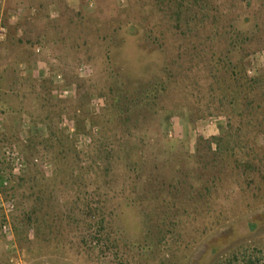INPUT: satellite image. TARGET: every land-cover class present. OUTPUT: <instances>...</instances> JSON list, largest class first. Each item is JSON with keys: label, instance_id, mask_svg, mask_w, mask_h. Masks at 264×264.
<instances>
[{"label": "rangeland", "instance_id": "374dc122", "mask_svg": "<svg viewBox=\"0 0 264 264\" xmlns=\"http://www.w3.org/2000/svg\"><path fill=\"white\" fill-rule=\"evenodd\" d=\"M69 1V13L57 5L60 10L52 17L56 9L50 6L49 21L42 23L21 11L19 22L10 24V14L30 0H9L0 11L9 27L0 44V156L15 146L27 169L12 175L11 186L37 171L46 179L43 188L49 184L54 204L28 227L24 216L17 220L18 199L4 191L14 199L16 212L9 242L0 211V264H201L205 246L213 241L224 250L208 264H221L238 249L264 264V170L225 177L226 158L215 138L228 119L207 111L197 116L193 106L204 108L210 101L198 78L186 72L191 58L198 61L193 48L200 39L207 42L208 58L214 52L218 57L246 55L247 77H259L264 71V0L213 1V10L198 18L199 26L181 30L155 0H88L84 7L82 0ZM216 14L222 16L217 24ZM130 24L138 25L142 35L127 54L123 29ZM223 25L228 36L212 40L208 30ZM20 26L18 38L34 60L17 66L21 85L8 98L2 74L16 60L19 50L8 40ZM54 28L56 43L38 44ZM195 29L198 38L191 33ZM81 65L90 72L80 74ZM166 66L178 74L172 77ZM46 69L62 73L76 97L54 95ZM14 105L23 112L11 110ZM66 120L74 122L73 133ZM171 129L176 130L173 139ZM51 130L65 157L58 142L45 143ZM43 164L50 169L45 172ZM56 172L70 177L61 184L54 180ZM2 174L10 169L0 162ZM45 212L50 213L46 220ZM244 219L260 227L250 235L234 233L232 225Z\"/></svg>", "mask_w": 264, "mask_h": 264}, {"label": "trees", "instance_id": "16d2710c", "mask_svg": "<svg viewBox=\"0 0 264 264\" xmlns=\"http://www.w3.org/2000/svg\"><path fill=\"white\" fill-rule=\"evenodd\" d=\"M213 1L221 3L223 0H155V5L160 7V11L164 14V17L175 25V29L179 28L181 30L183 27L191 28L195 24L199 26L198 18H205L213 10ZM87 3L88 0H82V7ZM51 4L61 5L60 7L64 13L71 11L65 0H30L28 6V13L31 15L30 20L36 23H42L44 20L49 21L48 7ZM221 18V15L217 16L216 14L215 24ZM201 22L204 23V20ZM22 29V26H20L13 32H10L8 40V45L17 46L19 50L16 60L10 66H5L2 74L4 82L8 85V98L21 85L22 78L17 70V66L22 63L31 65L34 60L30 49H25L23 40L18 38V31ZM57 29L54 28L45 37L38 38V44L44 42L46 45H52L56 43L53 37ZM141 31L140 27L136 24H130L123 29L124 35L129 42L126 47L127 54L135 50L136 42L140 35H142ZM208 31L210 36H212L211 39L217 36L219 38H226L228 36L227 28L224 25L217 28V30L212 28ZM191 33L194 37L197 36L198 38L199 34L196 32V29L192 30ZM193 49L197 53L196 58L198 61L195 62L196 59L192 61L193 58H191L190 62H188L191 67L186 68V72L187 74L193 73L198 78L197 84L201 88L203 97L209 98L210 101L204 108L199 107L197 104L193 106V109L197 113V116H199V113L207 111L208 115H224L228 119V124L221 130V135L215 138L219 151L226 158L227 165L223 170L225 177L229 178L230 174L233 176V173L245 176L251 170H264V71L257 78H248L246 75L248 67L246 55L240 56L237 54L235 56L233 54L229 58L227 55L219 53L220 56L218 57L215 54L216 52H214V54L212 53L213 58H208L209 50L207 49V42L200 39L197 41V44H194ZM177 59L180 60L179 58ZM166 69L169 70L172 77L178 74L173 68L166 66ZM39 83L36 82V85L42 86V83ZM7 102H9L8 99ZM10 109L23 112L21 105L10 106ZM189 111L192 110L189 108ZM54 141L58 142L57 144L61 147L60 155L64 156L65 150L59 142V137L51 130L45 143ZM0 157L2 158V156ZM64 157L61 158L65 159ZM1 163L3 162L1 161ZM67 177H70V175L66 176V173L59 175L56 172L54 180L59 178L61 180L60 183L63 184ZM45 184L46 179L40 176L37 171H32L26 176L16 178L12 186L10 185L9 188L4 189V191L11 192L10 196L18 199L17 220L21 216H24L28 227L37 225L41 220L39 215L45 209L53 208L54 206L52 203V192H49L50 186L48 184V188L44 189ZM48 215L50 213L45 212V220ZM261 216L264 217V212ZM250 221V219H244L236 222L232 225L231 230L234 233L250 235L260 227L258 223L251 224ZM223 250L222 244H216L214 241L209 242L205 246L201 264L210 263L212 258ZM241 250L238 249L230 252L221 264H260L252 257L243 256L244 253Z\"/></svg>", "mask_w": 264, "mask_h": 264}, {"label": "built area", "instance_id": "2783aa9c", "mask_svg": "<svg viewBox=\"0 0 264 264\" xmlns=\"http://www.w3.org/2000/svg\"><path fill=\"white\" fill-rule=\"evenodd\" d=\"M124 2V0H122ZM89 7H93V3L89 4ZM22 9H18L14 13L10 14L9 21L10 24H17L19 22V17L21 15ZM58 10L52 11V17L57 16L56 12ZM9 27L5 25V23L0 20V44L4 43L8 38ZM42 49L39 47L36 49V53L40 54ZM24 68V66H21ZM25 69V68H24ZM80 74H88L90 72V67L88 65H81L79 67ZM249 74L253 73V70H249ZM46 74L52 76L54 81V91L53 94L60 97V98H75L77 95V90L74 86L67 85L64 79V76L60 72H50L49 69H46ZM102 105V100H99L98 104H94L96 108ZM67 123V124H66ZM65 124L69 127V132L73 133L75 131V125L73 121L66 120ZM65 125V126H66ZM173 129V128H172ZM170 130L168 133V137L173 139L176 135V130ZM2 159V160H1ZM5 163L8 165L10 169V174L8 175H0V211L4 213L6 216V221L2 226V233L5 238L12 242L14 239V232L12 228L11 218L14 216L16 212V204L14 199H9L4 196V189H7L11 185L12 175H20L24 173L27 169V162L21 152L15 147H7L4 148L2 153V158L0 157V162ZM37 162V161H36ZM42 169L46 172L50 169L48 165L43 164Z\"/></svg>", "mask_w": 264, "mask_h": 264}, {"label": "crops", "instance_id": "0c3cea01", "mask_svg": "<svg viewBox=\"0 0 264 264\" xmlns=\"http://www.w3.org/2000/svg\"><path fill=\"white\" fill-rule=\"evenodd\" d=\"M8 1L9 0H0V11L1 12L5 11ZM69 2H70L69 0H66V3H69ZM28 6L26 7V6L20 5L18 9H22V11L28 12V9H29ZM50 6L53 7V9L60 10L56 4H51ZM20 20H22V18Z\"/></svg>", "mask_w": 264, "mask_h": 264}]
</instances>
